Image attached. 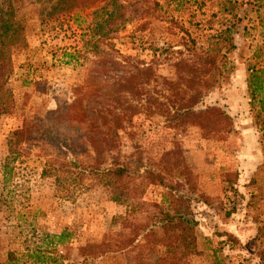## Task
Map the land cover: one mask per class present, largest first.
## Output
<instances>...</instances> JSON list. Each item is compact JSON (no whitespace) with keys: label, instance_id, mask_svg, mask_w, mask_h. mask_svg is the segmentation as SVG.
Masks as SVG:
<instances>
[{"label":"rangeland","instance_id":"1","mask_svg":"<svg viewBox=\"0 0 264 264\" xmlns=\"http://www.w3.org/2000/svg\"><path fill=\"white\" fill-rule=\"evenodd\" d=\"M57 0H0L25 25V43L13 48L14 72L4 95L7 112L0 116V196L6 195L3 163L8 141L25 120L71 103L84 87L89 64L86 52L95 38L94 11L112 8V0L93 1L88 8L49 15ZM159 4H155L154 2ZM131 18L110 42L124 55L154 63L155 74L142 93L138 110L120 130L121 162L127 179L141 185L127 203L114 201L89 174L42 176L49 148L33 147L16 163L19 174L0 208V264L13 253L16 264H36L23 253L43 245L44 231L72 233L60 250L64 264H165L167 248L158 238L169 224L172 205L164 195L184 197L196 229L198 253L187 264H264V131L257 123L260 98L251 105L249 67L264 68V0H120ZM8 17V15H5ZM236 25L235 47L225 44L206 78L210 85L195 109L216 106L232 120L224 126H168L176 96L167 80L175 76L179 57L194 61L228 26ZM169 47L160 54L158 49ZM157 49V50H156ZM200 66V64H199ZM175 78V77H174ZM3 97V96H2ZM171 150L168 159L162 154ZM179 154L190 175L175 166ZM166 160V161H165ZM236 173L233 183L226 174ZM205 195V198L202 197ZM185 211V207L178 208ZM230 213L226 217L227 213ZM124 216L127 219L114 220ZM226 232L233 233L228 241ZM109 240L111 247L85 261L81 247ZM178 244L177 239H175Z\"/></svg>","mask_w":264,"mask_h":264},{"label":"trees","instance_id":"2","mask_svg":"<svg viewBox=\"0 0 264 264\" xmlns=\"http://www.w3.org/2000/svg\"><path fill=\"white\" fill-rule=\"evenodd\" d=\"M42 1V0H39ZM96 0H57L51 7L49 15L69 13L77 9L88 8ZM109 0H107L108 2ZM111 1V0H110ZM156 5L158 2H154ZM112 8L99 7L94 11L95 38L90 42L86 52L89 72L84 87L75 89L74 100L58 108L49 110L42 117L25 120L8 141V154L3 163V183L7 194L0 196V208L9 200L12 193L11 184L19 174L16 164L27 160L33 147L49 148L45 159L42 176L55 177L61 180L64 174H77L80 178L86 174L94 177L104 186L114 201L127 203L135 197L141 185H133L127 179L128 168L121 162L120 130L125 128L128 117L138 110L142 93L155 74V58L148 62L120 52L110 40L131 19L128 6L120 0H112ZM0 4V116L7 112L8 102L4 95L9 92L6 83L14 72L12 58L13 48L25 43V25L14 19L9 11L3 14ZM5 15H8L6 17ZM236 25L228 26L205 51H194V61L179 57L174 62L175 78L167 80L169 88L176 96V103L166 111L168 126H185L193 124L205 131L207 128L226 126L232 118L223 109L210 106L196 110L202 102L203 92L210 85L206 78L210 68L217 61V55L225 44L234 48L233 34ZM157 50V49H156ZM160 54L170 51L169 47L158 49ZM200 64V66H199ZM248 78L251 105L260 98V113L264 112V68L249 67ZM3 96V97H2ZM260 128L264 131V117H256ZM171 150L162 154V160L171 156ZM175 166L181 168L182 158L175 155ZM166 161V160H165ZM180 173L187 175L186 183H192L186 166L182 164ZM227 182L236 180V173L226 174ZM172 192L164 195V201L172 205L165 214L169 224L158 238V243L167 248V258L161 259L165 264H187L188 258L198 253L197 234L198 221L191 218V209L184 197L174 194L175 185L167 186ZM202 197L205 198V195ZM185 207V211L178 208ZM229 212L226 217L229 216ZM127 218L115 217L114 220ZM228 241L236 239L233 233L226 232ZM43 245L22 257L34 258L36 264H64L66 255L60 250L70 244L72 233L63 230L60 233L46 232L42 234ZM177 239L178 244H176ZM108 239L98 244L82 246L81 255L84 260L89 256L109 249ZM5 264L13 262V253ZM163 264V263H161ZM213 264H223L216 258Z\"/></svg>","mask_w":264,"mask_h":264}]
</instances>
